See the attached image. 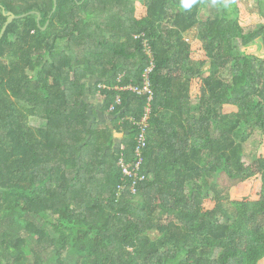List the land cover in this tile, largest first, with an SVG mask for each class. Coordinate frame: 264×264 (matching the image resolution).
I'll return each mask as SVG.
<instances>
[{"label": "trees", "instance_id": "trees-1", "mask_svg": "<svg viewBox=\"0 0 264 264\" xmlns=\"http://www.w3.org/2000/svg\"><path fill=\"white\" fill-rule=\"evenodd\" d=\"M7 12L0 264H264V0H0V30ZM145 73L150 101L119 88ZM147 104L145 179L118 193Z\"/></svg>", "mask_w": 264, "mask_h": 264}, {"label": "built area", "instance_id": "built-area-1", "mask_svg": "<svg viewBox=\"0 0 264 264\" xmlns=\"http://www.w3.org/2000/svg\"><path fill=\"white\" fill-rule=\"evenodd\" d=\"M151 68H148L146 72H148ZM145 80L144 85L142 88L135 86V85H126L119 87L121 89H129L133 92L140 93L146 92L148 94V101L152 98V91L149 88V81L144 74ZM115 103H120L119 96H116ZM113 106L111 105L109 110H112ZM150 112L149 104L144 109V113L140 119L136 120L134 118H129L138 126V131L135 137V147H134V159L130 162H124L123 159H120L121 162V169L124 176L129 177L131 180L127 185H118V193L121 190L127 189L129 193L135 194L137 192V184L142 182L145 179V175L140 172V165L143 161L142 159V149L146 145V127H147V114Z\"/></svg>", "mask_w": 264, "mask_h": 264}, {"label": "crops", "instance_id": "crops-1", "mask_svg": "<svg viewBox=\"0 0 264 264\" xmlns=\"http://www.w3.org/2000/svg\"><path fill=\"white\" fill-rule=\"evenodd\" d=\"M89 102H91V108H93L97 113L98 120L105 121L106 123L109 122V115L108 114H102L101 112V105L102 102H100L95 95H89L88 97ZM114 136L116 140H120L122 136V132H115Z\"/></svg>", "mask_w": 264, "mask_h": 264}, {"label": "rangeland", "instance_id": "rangeland-1", "mask_svg": "<svg viewBox=\"0 0 264 264\" xmlns=\"http://www.w3.org/2000/svg\"><path fill=\"white\" fill-rule=\"evenodd\" d=\"M195 33H196V30L193 29L191 31H188L185 33V37L191 41L194 36H195ZM207 68H208V65L206 64L204 67H203V70H204V75H207ZM38 121L37 120H34L33 123H37ZM254 147L251 145V143H247L245 144V150L246 151H250V150H253ZM249 159V158H248ZM211 178V177H210ZM222 185L224 186V190L227 188V185L223 183V181L221 182ZM220 185V184H219ZM32 218V217H31ZM35 221L37 222V218H35ZM39 222V221H38ZM148 234L150 235L151 238H154L156 236V233H154V231H149Z\"/></svg>", "mask_w": 264, "mask_h": 264}, {"label": "water", "instance_id": "water-1", "mask_svg": "<svg viewBox=\"0 0 264 264\" xmlns=\"http://www.w3.org/2000/svg\"><path fill=\"white\" fill-rule=\"evenodd\" d=\"M54 5H55V1H54ZM6 15H7V16H6V20H5L3 26H2V28H1V30H0V38H1V36L3 35V33H4V31H5L6 27H7V25H8L10 22H12L15 18H18V17H22V16H24L25 14L15 15V14H13V13H11V12H7ZM37 20H38V17H37ZM44 28H45V26H43V29H44Z\"/></svg>", "mask_w": 264, "mask_h": 264}]
</instances>
